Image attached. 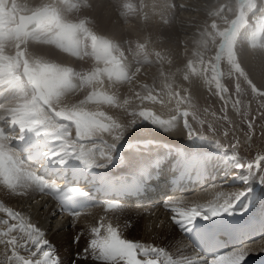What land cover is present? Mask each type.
<instances>
[{"label":"snow or ice","instance_id":"1","mask_svg":"<svg viewBox=\"0 0 264 264\" xmlns=\"http://www.w3.org/2000/svg\"><path fill=\"white\" fill-rule=\"evenodd\" d=\"M162 4L165 26L169 29L179 26L181 31L194 29L182 42L186 63L174 71L171 50L155 47L167 43V36L157 35L155 40L146 37L141 43L117 40L98 32L96 12L103 10L107 16L115 13L126 25L138 11L134 0H0V185L21 196L38 193L53 197L61 212L76 219L92 201L88 190L79 184L73 186L76 174L70 167L65 168L70 161H79L87 169L107 168L113 162L117 146L143 122L163 132L185 135L189 140L207 141L220 150L218 154H222L223 160L215 157L209 160L201 153L178 157L175 166L181 170V178H185L186 172L202 175L216 163L229 161L235 169L230 181L204 189L213 193V198L205 202L180 197L163 203L171 223L190 240L194 256L174 259L165 247L124 238L119 226L101 217L90 229L91 238L86 241L83 257L77 253L76 258L87 259L90 253L100 264H246L250 255L248 245L264 241V218L258 225L250 221L217 223V218L243 220L249 213L257 197L253 185L264 189V155L256 156L254 162L229 155L215 138L218 129L199 118L189 89L183 88L182 94L179 86L174 85L176 75L180 74L189 84L192 78H199L210 91L214 87L213 94L225 105L224 115L218 119L229 125L232 124L227 115L229 102L245 119L248 111L239 99L232 101L229 89L222 83L225 75L235 77L237 95L245 91L243 81L264 109V83L259 86L254 83L240 60L245 45L253 53L264 51V0H208L201 7L190 9L202 14L198 23L179 19L175 4L163 0ZM169 7L173 11L168 12ZM52 50L66 54L64 60L52 59ZM68 58L76 61L87 58L92 63L87 69L77 68L71 66ZM222 63L228 66L227 73L221 71ZM154 65L159 66V92L155 87L157 77L151 85L138 78L144 66ZM165 65L169 66L168 71ZM122 88H126L123 94ZM166 103L172 106L168 118H162L150 107ZM109 110H119V114H110ZM181 120L182 127H178ZM206 123L211 135L205 134ZM247 127L253 129L251 120ZM174 129L177 131L173 132ZM229 132L225 127L219 134L227 138ZM29 133L48 137L53 142V148L42 155L55 166L56 173L44 172L43 165L26 162L20 146ZM240 143L236 139L231 148L237 149ZM161 159L141 165L131 176L81 175L75 180L91 183L105 193L139 191L144 174L150 175L148 169L157 166ZM130 163L135 165V159ZM135 177H139V182ZM60 180L64 183H58ZM81 200L85 203H77ZM104 206L108 210L121 207L116 202H106ZM0 213L4 214L0 216L3 246L0 264H61L46 232L33 221L31 213L3 203ZM257 230L258 236L243 239ZM228 239L236 242L225 246ZM80 240V235L74 237L75 243ZM202 245L214 250L212 254H202Z\"/></svg>","mask_w":264,"mask_h":264},{"label":"bare ground","instance_id":"2","mask_svg":"<svg viewBox=\"0 0 264 264\" xmlns=\"http://www.w3.org/2000/svg\"><path fill=\"white\" fill-rule=\"evenodd\" d=\"M97 2H99V0H97ZM206 2H208V0H163V3L169 4V5L171 4L176 5L174 11H175L176 16L179 17V19L181 20L191 19L193 23H198L199 20L202 19V14H198L194 11H191L190 9L193 7H201ZM155 4L156 3L153 2L152 0V3L149 7L150 11L153 8H155L154 7ZM157 4L159 7L163 5L162 0H157ZM181 4L186 5V7L181 8L180 7ZM97 13H103L105 15L103 10L96 12L94 14L96 20H97ZM140 16H139V19H140ZM109 17H111V21L113 24L117 25V27H119L122 31L124 30L126 31V33L131 34V35H128L127 37H124V35L123 36L120 35L121 34L120 29L116 33L110 32V33H113L114 35L108 33L110 31V28H112L111 26L113 25L111 23L112 25L109 28L108 22L101 24L104 28L98 27L97 28L98 32L114 37L117 40L123 41L124 39H128L134 42L139 41L141 43L145 41L146 37H150L152 40H155V37L157 35L167 36L168 37L167 43H165L163 46L156 44L155 47L157 49H159L160 47H164V48H168L171 50L172 55H173V60H174V64L171 66V70L174 71L176 67L182 68L184 64L186 63V59L182 55V51H183L182 42L184 41L186 37H189L193 34L194 29L185 28L184 31H181L179 26H175L172 29H162L161 27L153 26L155 27L156 31L152 32L151 31L152 28L151 29L149 28V30H147L148 28L147 26L146 31L142 32V34L145 33L143 34L144 36L141 37L142 39H139V38L137 39L134 37V35H137L139 33L140 29H137L139 28L137 27V25L140 24L139 20H137L138 24L134 22V24L128 26V24L125 25L122 18L118 17V15L115 13H112ZM133 18H136V17H133ZM157 24L158 26L160 25L159 22ZM107 27L109 29H106ZM125 47H127V45H125ZM150 47H152V45H150ZM189 47H191L190 42H189ZM65 55L66 54H58V50H52L50 52V57L56 60H64ZM68 60L69 62H71V66H75L77 68H84V69H87L88 67H90L92 63L87 58L85 59V61H76L75 58H68ZM240 60H241L242 66L245 68V71L248 73V76L249 74H251L249 72H251L250 68L253 64L259 65L264 70V51L258 50L255 53H253L249 50L248 46L245 45L244 48L240 52ZM224 66L227 67V70H228V66L226 65V63ZM158 67H159L158 65H154L151 67L144 66L142 68V73L138 77L143 83H148L150 85L153 83V78L157 77V81L155 84L157 92H159L161 88V85L159 83V78H158V72H157ZM165 70L166 71L169 70L168 65H165ZM175 80H176V84L174 85V87L179 86V90H181L182 94H183V88L189 89L188 94L191 95L192 103L194 105H197L200 101H203V97L206 94V89H209L208 86L204 84L203 80L199 78H192V83L189 84V82L183 80L182 75L177 74L175 77ZM243 84L245 83L243 82ZM245 89H247V85ZM125 91H126V88L121 89L122 94ZM211 91L214 93L213 89ZM165 101H167L166 97H165ZM150 107L152 108L153 111L157 112V114L161 115L162 118H168L170 115V108L172 106H168L166 103L165 106L156 104V105H150ZM183 107L184 106H182V110H183ZM227 107L233 113V115L236 116L234 109L232 108L231 102H229ZM109 111H110V114H117V115L119 114V110H109ZM227 114L229 115V113ZM189 119L191 120V117ZM143 124H148V123L143 122L137 125L136 128L132 130V133L126 136L124 140L121 141V143L117 146V150L114 154V159H113L112 164H110L107 168L87 169L84 165L80 164L79 161H70L69 164L65 166L66 169L70 167L73 173L76 174L74 175V178H73L74 179L73 186H75L76 184H79V186L88 190L91 195V200L93 201V204L91 206L81 211V215L78 218L73 219L69 215L62 214L59 211L58 204L50 196L41 195L38 193H29L26 196H21V195L12 193L9 189H7L3 185H0V203H3L8 207H13L14 209L19 210V211L31 213L33 221L37 223L38 226H40L46 232L47 239L51 242V244H53L56 242L57 243L58 242H68L69 240H71L70 237H67L68 236L67 234H69V232L72 229H74L76 226L82 225L80 221L81 219H83V217L84 219L86 218L84 215H86L87 213H91V212H95L96 214L97 210L99 213L100 212L99 209L101 208L102 209L104 208V210L110 213L111 210L105 209L106 208L104 206L105 203L106 202H116L120 204L121 207L114 210L116 212V216H115L116 220H114L115 221L114 223L111 221V223H113L114 226L120 227L119 218L121 216H130V217L133 216V219L137 220L138 223L140 224L139 226H137L138 229L134 230L135 232L133 234L131 233L126 234L124 233L125 231H123L122 234L124 238L146 242L149 232L151 234L150 227L152 225V227L154 228L153 226L154 224L155 226H158V228L161 227L163 230H165V234L163 233L164 238H162L161 244L163 245L162 247H165V249L169 251L170 254L173 255L174 259H183L186 257L194 256V254L191 252V249L189 247L190 243L188 242L187 235L182 233L177 227H175L171 223L170 213L166 209H164L163 203L168 199L180 198V197H184L189 200H198L200 202H205L209 199H212L213 193L211 191H204V189L209 188L211 184H222L225 180H228V179L230 181V177L232 173L235 171V169L231 166V163L229 161H224L222 163H216L215 166H211L209 170L202 175H197V174L186 172L185 178H181V174H182L181 170L175 166L178 162L177 161L178 157H184L188 155L195 156L196 154L201 153V154L206 155L209 158V160H212L215 157L216 160L222 161L223 160L222 154H218L220 150L216 149L211 143L207 141H200L196 139L189 140V139H186L185 135H177L173 133L163 132V130L159 128H156L157 130L147 129L148 127H144ZM178 127H182V120ZM176 131L177 129L173 130V132H176ZM215 138L219 139L218 136ZM25 141L27 142V144L31 145L30 152H33L39 149L41 150V159H40L39 164L36 166L43 165L42 170L44 172H47L50 169H53V170L56 169L55 166L51 165L50 161L44 160L43 155H42L44 151L51 150L53 148V142L50 140V138L44 137V136L37 137L35 136L34 133H29L26 135ZM137 141H145L147 143L139 144L137 143ZM222 141L225 142V139H223ZM129 145H132V146L130 147ZM224 149L228 150L229 155L235 154V150H233L230 145ZM145 153H150V155H148L147 157H144ZM168 153H171V155H168ZM26 156L27 155H24V158H26ZM158 157H163V159L160 160V163L157 166H155L154 168L150 167L148 169V172L151 173L150 175L148 173L144 174V183L140 186L139 191H136V190L128 191L126 192V195L124 198H113V195L106 194L105 192L99 190L98 187L93 186V184L91 183H87L86 181H81V180H75L76 178H79V176L81 175L85 177L92 175V176H108L112 178H122L125 176H131L138 167H140L141 165L150 164L153 161H155ZM133 159H135L136 161L135 165L130 163V161ZM31 165L34 166L33 164ZM135 179L137 182H139V177H135ZM177 182L180 185L179 188L185 191L183 192L180 191L175 194H171L170 190L173 188V186ZM253 190L257 194V197L249 213L244 217L243 220H241L240 218L222 217V218H217V223H224V222L246 223L250 221L253 224L258 225L259 221L262 218H264V195H261V193L264 192V189H261L258 185H253ZM160 194L164 196V200L162 202L158 201V198H157L158 195ZM2 215L4 214L0 213V216ZM89 215L90 214H88L87 216ZM106 215L108 214L106 213ZM108 216H111V215H108ZM87 218H89L87 220L92 222L93 216L91 219L90 217H87ZM84 219L83 221L85 222V224H88V221L86 220L87 221L86 223ZM100 219L101 217L98 218V220ZM106 219H108V217ZM94 220L95 218L93 219V222H95ZM161 221H163L164 223L161 224L160 223ZM96 224H98V222ZM87 226L89 227V225ZM85 230L84 232H86ZM137 234L139 235L137 236ZM258 235H259L258 230L251 231L247 233L243 237V239L247 240L250 236L254 237ZM73 237H74V234H73ZM81 238H83V235ZM90 238H91V235H90ZM229 240H230L231 246L232 244L236 242L232 239H229ZM83 242L85 241L83 240ZM83 242H82L83 244L82 246L84 247ZM248 247H249L250 255L246 259V264H264V241H258L256 244L248 245ZM2 249H3V246L0 245V250ZM62 249H66V248L63 247ZM65 253L67 254V252ZM66 254L63 253V255L65 256ZM81 255L83 256L84 254L81 253ZM69 256L71 255L69 254ZM88 258H90L91 260V262H89L88 264H100V262H97L91 258L90 253H89Z\"/></svg>","mask_w":264,"mask_h":264},{"label":"rangeland","instance_id":"3","mask_svg":"<svg viewBox=\"0 0 264 264\" xmlns=\"http://www.w3.org/2000/svg\"><path fill=\"white\" fill-rule=\"evenodd\" d=\"M153 2L156 3L155 6H154L155 8L152 9L153 11L152 10L150 11L149 7H150V5L152 3V0H134V3H135V5L137 7V10H138L137 13H136L137 16H134L136 18H131L130 19V22H128V26L134 24V22H136V24H138L137 20H139L140 24L137 25V27H139L137 29H140L139 33L140 32L141 33L139 34L137 32L138 34L134 35V37L137 38V39L138 38L142 39L141 37H143L144 36L143 34H145V33L142 34V32L146 31L147 26H148L147 30H149V28L150 29L152 28V30H151L152 32L156 31L155 27H161L162 29H169L167 26H165L162 23L163 17L165 18V16H166L165 12L162 9L163 5H161L159 7L158 4H157V0H153ZM159 8H161V9H159ZM169 10H170V12L173 11L170 7H169V9L167 11L169 12ZM139 16H140V19H139ZM94 19L96 21V25L99 24V25H97V28L98 27H103L101 24H104L105 22H108V27L109 28L113 24L112 21H111V17H109L107 15H104L103 13H97V20L99 22L96 20L95 16H94ZM133 19H135V20H133ZM158 22L160 24L159 26L157 24ZM153 26H155V27H153ZM108 27L106 29H109ZM111 27L112 28H110V31L108 33H110V32L116 33L120 29L115 24H113ZM165 27H167V28H165ZM153 28H154V30H153ZM113 33H110V34H113ZM120 35H122V36L124 35V37H127L128 35H131V34H128V33H126V31H124V30L122 31L121 30V34ZM224 65H225V63H222L221 71H223V72L226 71L225 73H227V71H228L227 67H225ZM250 69H251V72H249V73H251V74H249V78L254 83H257L258 86L260 84L264 83V70L257 64H253ZM222 83H224L225 87H227L229 89V95H231L232 101H235V100L239 99L241 101V105L247 107L248 117L245 119L242 116L241 113H238L235 110H234V112H235L236 116H234L233 113L227 107V113H229L230 116L228 114L227 115L232 120V124L229 125L226 121L218 119L219 117L224 115V111H222V110L224 109L225 105H224V102L218 96L214 95L213 92L210 91L209 89H206V94L203 97V101L204 102L200 101L197 104L198 106L195 105V111L197 112V114H198L200 119H203V120H205L207 122L212 123L213 126L218 129V135L217 136L219 137V140L223 144L224 148H227L229 145L231 146L233 143L236 142V139H239L241 143L238 146V148L235 149V154L238 156V158L242 159L245 162H254L256 156L264 155V116H261V112H264V109H261L259 107V103H260L259 98L253 97L251 92H250V89H245L246 85L243 84V81H241V85H242V88L245 89V91L243 93H241L240 95H237L236 92H235V77L234 76L229 77V76L225 75L222 78ZM213 90L215 91L214 87H213ZM222 103H223V105H222ZM205 109H207V112H205ZM243 110H244V108L242 107L241 111L243 112ZM212 113L216 114L215 117L212 116ZM235 117H236V119H235ZM248 120H251L253 122V124H254V127H253L252 130H249L248 127H247ZM190 121L193 123L194 127L198 126L195 123V121H192V120H190ZM143 126L144 127H148L147 129H155V130H157L156 128H154L150 124H143ZM225 127L230 129L229 136L227 138H225L222 134H219V133H222V130ZM246 133H248L247 136L245 135ZM205 134L211 135V133H209L207 131V123L205 124ZM223 139H225V142H227V143L223 142L222 141ZM148 155H150V153H145L144 157H147ZM99 210H100L99 213H98V210L96 211V214L98 216L95 214V212H91L92 214L94 213L93 215L91 213H87L86 215H84L86 217L85 219L82 216L85 221L87 219H89L87 217H90V219H91L92 216H93V219L95 218V220H94L95 222H93V219H92V222L87 220L88 224H85L83 219H81L80 223L82 225L81 226H76L74 229H72L69 232V234H67L68 235L67 237L71 238V240H69L70 242L69 241L68 242H58V243L56 242V243L52 244L54 249L56 250V255H57L58 259L61 261V264H71V261H73V260H75V264H88L89 262H91L90 258H88L89 254L87 255V259H83V258L77 259L76 258L77 257V253L84 254L83 253L84 249L87 246L86 240L90 239V235H91L89 229H91V227H93V224L95 226V224L100 221V220H98L99 217H105V218L108 217L107 220L110 221V222L112 221L113 223L115 222L114 220H116V217H115L116 216V212L114 210H111L114 213V215H113V213L111 211H110V213H111L110 214L109 212L104 210V208L103 209L101 208ZM104 212H105V214H104ZM106 213L108 215H111V216L106 215ZM88 214H90V215L87 216ZM109 218H111V219H109ZM119 219H120V228L123 231H125L124 233H126V234H129V233L133 234L135 232L134 230L138 229L137 226L140 225L137 220L133 219V216L132 217H130V216H121ZM87 221H86V223H87ZM125 221H127V222H125ZM136 223H138V224H136ZM87 225H89V227ZM126 225H127V227H125ZM153 226H154V228L152 227V225L150 227L151 234L149 232V235L147 236V241L146 242L147 243H153L156 246H161L162 247L163 245L161 244V240H162V238H164L163 233L165 234V230H163L161 227L158 228V226H155L154 224H153ZM76 228H78V229H76ZM82 230H83V232H82ZM84 230L86 232H84ZM81 233H83V234H81ZM73 234H74V237L76 235H79V234H80L81 237L83 235V238H81V240H80L81 243L80 242L79 243H75L74 242ZM138 235L139 234H137V236ZM84 236H85V238H84ZM82 239L85 242H83ZM165 239H167V238H165ZM82 242L84 243V247L82 246L83 245ZM63 247L66 248V249H62ZM65 252H67V254ZM63 253L66 254V256L63 255ZM69 254L71 256H69ZM72 257H73V259H72ZM69 259H71V260H69ZM86 260H88V261H86Z\"/></svg>","mask_w":264,"mask_h":264}]
</instances>
